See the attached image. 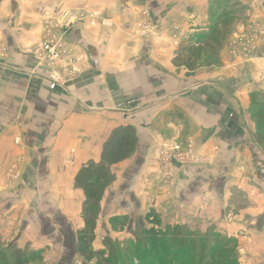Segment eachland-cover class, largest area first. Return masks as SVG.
<instances>
[{
    "label": "crops",
    "instance_id": "crops-1",
    "mask_svg": "<svg viewBox=\"0 0 264 264\" xmlns=\"http://www.w3.org/2000/svg\"><path fill=\"white\" fill-rule=\"evenodd\" d=\"M232 2L242 11L230 36L264 25V0H0L3 247L30 245L38 203L60 210L65 229L70 209L79 214L85 200L75 188L79 170L100 162L113 132L128 128L136 149L111 166L115 181L102 207L111 209L126 190L125 198L162 202L165 215L171 207L173 221L194 231H245L252 248L264 239V148L252 106L254 94L264 101V37L248 60L229 55L228 34L215 53H203L209 64H175L210 31L211 9L225 11ZM67 8L100 10L109 24L80 23L67 33L84 60L79 78L59 86L23 49L40 43L45 15ZM145 10L156 26L152 35L139 31ZM189 139L200 161L176 164L169 189L161 183L159 149Z\"/></svg>",
    "mask_w": 264,
    "mask_h": 264
},
{
    "label": "rangeland",
    "instance_id": "rangeland-1",
    "mask_svg": "<svg viewBox=\"0 0 264 264\" xmlns=\"http://www.w3.org/2000/svg\"><path fill=\"white\" fill-rule=\"evenodd\" d=\"M225 7V13L229 14L226 20L229 22L228 29L230 36L234 29L233 24L236 22L240 11L242 10H240V8L233 2L225 5ZM67 12L77 16L81 14L89 16V13H100L102 15V20L105 21V25L109 24L100 10L93 9L67 8L53 14L45 15L42 23L43 33L40 43L27 46L23 49L25 54L34 57L37 65L40 68L47 69L46 67L39 65V62L32 51L35 49V47L41 44L44 38L46 23L51 22L53 19L55 21H60L62 16ZM148 18L152 28L149 32L145 33V35H152L156 29V26L153 23L152 16L148 10H145L141 14L139 21V31L143 33V31L140 29V26L143 20ZM87 22L89 21H85L83 23ZM96 22L98 23L99 20ZM101 23L103 24V22ZM259 24L260 23H257V25ZM254 25L256 24H252L243 33L233 34L230 36L226 47L227 52L234 60L244 59L235 58L231 55L232 48L230 44L233 45L232 42L239 37L249 35ZM177 32V30H175V33L172 32V36L175 39H177L179 35ZM66 43L68 42L66 41ZM3 54V52H0V57H2ZM204 64L209 63L207 62ZM48 71L49 75L50 70L48 69ZM190 140L192 139H189V141ZM189 141L185 143L177 142L183 146H187ZM174 179H167L165 174L162 173L161 183L164 186H169V189H172ZM169 189L167 190V193H170L168 192ZM106 192L108 191L106 190ZM127 192L128 191L126 190L121 191L123 197L118 199L116 205H114L111 209L106 207L105 204V207H102L98 216L95 237L91 242L92 251L103 250L105 248V240L109 239L115 245L120 255L121 264H144L150 259H153L156 264H160L161 260L167 255V248H169V245H164L162 239L164 235H169L171 230L178 226L183 229L185 233H187L190 239L198 241V249L193 255L196 264H264V252H260L262 247H264L263 238L258 240V242H256L257 246L252 248V243L251 247H248L250 244L247 243L248 236L245 234V231L242 234L237 233L236 235L238 238L224 234L215 227H211L205 232L194 231L190 229L188 225H179L173 221L171 207H169L170 209L168 208L169 212L165 215L163 214L164 207L162 202L158 204L157 201H152L151 198L147 201H144L143 199L136 200L132 199L130 196L127 197V199L125 198V194ZM109 197L110 195L107 196V199ZM103 209H105V212H103ZM34 210L35 221H33V226L35 237L29 242L30 245L26 246L24 250L34 249L40 251L41 260L30 264H84L85 258L81 254L77 242L79 222L83 220L81 212H79V214H75L72 213L73 210L70 209V221L68 220V222H65V227L68 229H64L61 222L62 216L61 214L57 213L60 210H57L55 206H51L50 204L45 205V203H38L37 206L34 207ZM232 221L233 220H231V222ZM204 235L206 237H203ZM137 238L143 239V241L139 243ZM31 245H34L32 247L35 248H31ZM259 245H262V247H259ZM203 247L206 248L204 249L203 257H201L202 253H200V251L203 249ZM218 250L223 251L215 253ZM160 255L162 256L161 259L158 258Z\"/></svg>",
    "mask_w": 264,
    "mask_h": 264
},
{
    "label": "trees",
    "instance_id": "trees-1",
    "mask_svg": "<svg viewBox=\"0 0 264 264\" xmlns=\"http://www.w3.org/2000/svg\"><path fill=\"white\" fill-rule=\"evenodd\" d=\"M221 10L219 7L211 9L210 31L197 38L196 44L185 48L186 55L178 56L175 64L182 59L181 65L194 70L199 64H204L201 58L205 51L215 53L222 46V40L229 34V22L226 20L229 14ZM252 106L253 117L256 120L257 139L264 148V101L259 100L254 94L252 95ZM136 145L137 138L133 128L115 130L105 144L101 161L88 162L75 177V188L81 190L85 197L81 210L84 226L77 231V242L85 258L84 264H121L120 255L111 240H105V248L98 251H92L91 242L95 237L98 216L102 209L101 202L106 190L115 180L110 170L111 166L130 158ZM137 241L140 243L143 239L137 238ZM162 242L165 246L169 245V248L160 264H196L193 255L198 249V241L190 239L180 227L177 226L171 230L169 235H164ZM205 248L203 247L200 251L201 257H203ZM220 251L223 250L215 253ZM158 258L161 259L162 256ZM40 260L41 252L38 250H20L15 245L3 247L0 242V264H30ZM144 264L156 263L150 259Z\"/></svg>",
    "mask_w": 264,
    "mask_h": 264
},
{
    "label": "built area",
    "instance_id": "built-area-1",
    "mask_svg": "<svg viewBox=\"0 0 264 264\" xmlns=\"http://www.w3.org/2000/svg\"><path fill=\"white\" fill-rule=\"evenodd\" d=\"M98 20L105 24L100 13L77 16L67 12L60 21L53 19L46 23L44 38L41 44L32 51L39 65L50 70V74L45 79L53 84L66 86L79 78L80 66L84 57L72 45L66 43L65 37L75 25L89 21L91 26H95ZM148 20L149 18L144 19L140 26L143 33L149 32L152 28ZM263 37L264 25H254L249 35L239 37L232 42L233 45L230 44L231 55L244 60L250 59L258 49L259 42ZM158 159L161 171L167 179H174L176 164L188 165L200 161V157L195 153L192 140L187 143V146H183L177 141L163 143L159 149Z\"/></svg>",
    "mask_w": 264,
    "mask_h": 264
}]
</instances>
